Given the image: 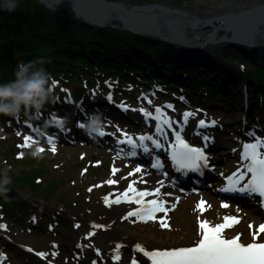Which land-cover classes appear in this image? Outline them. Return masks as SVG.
Returning <instances> with one entry per match:
<instances>
[{
  "label": "rangeland",
  "instance_id": "374dc122",
  "mask_svg": "<svg viewBox=\"0 0 264 264\" xmlns=\"http://www.w3.org/2000/svg\"><path fill=\"white\" fill-rule=\"evenodd\" d=\"M120 1L125 3L128 6L134 4H144V3H162L165 5H169L178 9H188L193 12L198 13V15L203 18L207 19L210 18L211 15H221L225 12V9L217 8L220 11H216L213 13L211 11V2L212 0H114ZM217 1V0H216ZM225 2L230 1H245V0H218ZM210 2V3H209ZM222 2V3H223ZM201 3V4H199ZM205 3H209L206 6ZM30 2L28 0H19L18 7L15 12H17L21 6L28 7ZM205 4V5H204ZM220 7V6H219ZM207 11H211L209 15H204ZM14 12V13H15ZM61 12V11H58ZM208 13V12H207ZM206 13V14H207ZM13 14V13H11ZM54 25L57 24L53 22ZM206 31H203V33ZM148 40V39H146ZM145 41L144 39L142 40ZM150 41V39H149ZM152 41V40H151ZM150 45L154 47L155 50L167 53L165 58L181 64V62L187 66V64L192 63H199V64H206L212 68L214 72H216L219 76L222 74L223 71L226 72H233L234 70L240 72L241 74V81L243 79H248V74L251 72V68H255L257 65L260 67L261 64H264V59H258L257 61H253L251 59H245L240 53L234 51L233 49H226V48H219L218 52H213L214 54L217 52V56H215L216 60H219L220 57L230 64H214L210 62L204 56L193 57V54L186 49H183L179 46H167L164 43H157L156 41H152ZM207 60H206V59ZM215 60V61H216ZM238 63H242L239 65ZM232 67V69H231ZM234 68V70H233ZM235 74V73H234ZM236 75V74H235ZM233 75V76H235ZM222 77V75H221ZM110 79V78H108ZM232 80H235L233 77ZM112 86H115V81L113 79L109 80ZM236 81V80H235ZM247 81V80H246ZM238 83V81H236ZM242 87V86H241ZM103 89V87H101ZM105 88V86H104ZM122 89H131L130 86L123 83L121 86ZM245 88V87H244ZM134 89V88H133ZM132 89V90H133ZM101 89L97 87H93L89 93H97ZM135 90H138L135 87ZM103 91L112 92V90L103 89ZM241 91V89L239 90ZM63 94L68 96L72 93L69 87L63 89ZM143 90H139L137 93L133 94V97H125L120 99L122 102H128L132 104V99H134L136 106L140 103L139 98L142 95ZM149 92V91H147ZM248 95L247 89L244 91L242 90V94L238 95V99L235 102V105L229 108V114L225 115L224 108H216L215 111L207 112L204 109L201 114L202 117L194 118V116L198 112H191L193 116V121L191 123L192 127L195 129L197 126V121L202 120L203 118L207 117L208 120H214L221 125L226 130V135L230 138L229 139V147H224L223 150L220 151L219 154L224 158L217 159L213 153H210L211 157V164L215 166L216 170V180H221L224 175H228L231 172L236 171L238 168L242 167L241 165V155H243L242 149H240V143H236L237 138H239L238 132L243 128L241 125V120H243V108L246 107V99L247 97L244 95ZM136 95H138L136 97ZM181 95V94H178ZM118 97V96H117ZM243 99V100H242ZM249 106H250V113L253 112V100L251 99V94H249ZM145 100L146 99H141ZM264 102V101H262ZM145 106H138L133 108V111H140L145 110L146 107L150 110L149 104L145 103ZM151 107V106H150ZM153 107V106H152ZM200 107V106H198ZM186 109H181V113L176 116L175 119H179L180 116L183 117ZM207 112V113H206ZM258 115L260 114V110L256 112ZM199 115V114H198ZM205 115V117H204ZM232 115V116H231ZM258 115H256L258 118ZM263 117H264V107H263ZM253 116V115H252ZM251 116L249 117V121L253 125H264L263 118L261 119L262 123H257L254 121V118ZM191 118V116H190ZM206 119V118H205ZM228 126V128H227ZM123 126H117L116 132L121 135ZM193 129L191 128L186 135L193 134ZM232 133V136L230 135ZM126 133V132H125ZM115 134V133H114ZM30 136L31 139L25 142L24 137ZM38 138L32 135H28V133L20 131L16 129H7V126H3L0 121V169L7 168L8 175L11 176L13 183L9 185L11 191L7 199L0 197V224L3 223L7 225L5 230L0 229V256H5L6 263L7 261L11 264H31L27 261L26 255H23L18 249H16L13 243H7V241L3 238L4 234L9 235L10 237L14 238H24V236H28L29 239H33L35 237L37 240H41L45 242L47 239L48 234H52L50 229L54 226V223H59L55 225L57 226L58 230H66L71 223L70 219H67L66 222L56 221L51 215L50 210L55 212L56 210H64L66 212H76L86 216H93L94 212L88 213L85 212L92 206L101 207L102 205L105 206L103 200L105 197L107 198H114L119 196L123 191L128 189L129 183H133V186L137 190L143 189H150L152 187H160L162 184H169L170 182L167 179L161 177V175L150 171L149 167H143L141 171L134 172L132 171L137 164L133 162H128L127 159L120 154H118L115 150L109 149H100L96 150L92 146H88L86 144L79 142L73 144H65V143H57L55 144V151H53V144L49 143L45 139L39 140L40 145V152L41 155L38 159H34V161L28 165L23 166L18 162H14V159L11 158L10 148L13 145V148L16 147V156L29 154L31 151V147L33 146V142L36 141ZM228 141H226L227 143ZM26 146H23L25 145ZM242 148V147H241ZM8 151L7 156L3 155V151ZM9 154V155H8ZM214 155V156H213ZM29 156V155H28ZM126 163H128L126 165ZM27 164V163H26ZM122 164L124 170L122 171H115L113 169L118 168V165ZM33 165V166H32ZM213 166V168H214ZM34 168L43 169L45 173L38 179L39 182L35 183L38 184L37 187L32 188L29 184H22L16 181L19 176H23L24 172H29V170H33ZM131 173V175H129ZM128 176V177H127ZM111 179L115 181V183L109 184L107 181ZM156 181V182H154ZM152 183H155L154 185ZM52 185V186H51ZM55 186V187H54ZM53 187V188H52ZM217 187V183H214L213 190L217 191L215 188ZM162 195L163 198L167 201L164 207L167 208L169 211L166 214V220L169 224V227L172 228L171 234L175 235L177 240H184L187 238V227L188 223L180 222L182 220L181 216L183 214L187 215L189 212V208H197L198 199H200L202 193H186V194H179L175 189L171 187L162 188ZM214 191H208L206 194L213 195ZM111 194V195H109ZM176 194V195H174ZM217 194V193H216ZM12 199V200H11ZM213 200L216 201L218 204H226L225 207L220 209L212 208L208 212H200L199 209L194 213H190L191 215V225H193V219L195 218H202L199 220H207L208 222L214 223L216 222L215 219L217 216H221L222 218L226 214H232L239 217L237 224L227 231L228 235H233L235 233L240 234H250L252 229L249 228V224H247L248 214L247 211H244L242 208H238L229 201L222 199L220 196L213 195ZM15 202H19V205H15ZM22 205L21 208H17ZM24 205V206H23ZM52 205V209L47 206ZM175 205V207H173ZM126 206V205H125ZM40 210L38 212L37 223L34 225L33 221V209L37 208ZM171 208V209H170ZM22 209V211H19ZM96 210H101L98 208ZM182 212V215H180ZM48 213V214H47ZM35 214V213H34ZM163 216V215H160ZM209 216V217H207ZM214 216V217H213ZM164 217V216H163ZM91 218V217H90ZM124 226L133 225V227H128L130 230L134 232H140L138 228L144 232H169L163 231V229H159V223L157 222H137V221H122ZM132 223V224H131ZM34 225V226H33ZM30 228V230H29ZM29 232H28V230ZM243 229L242 231H240ZM165 230V229H164ZM28 233V234H26ZM184 233V234H183ZM68 237L64 238L62 241L67 240ZM68 242V241H66ZM60 243V240H59ZM9 252H8V251ZM8 252V253H7ZM9 255V257L7 256ZM32 264H34L32 262Z\"/></svg>",
  "mask_w": 264,
  "mask_h": 264
},
{
  "label": "trees",
  "instance_id": "16d2710c",
  "mask_svg": "<svg viewBox=\"0 0 264 264\" xmlns=\"http://www.w3.org/2000/svg\"><path fill=\"white\" fill-rule=\"evenodd\" d=\"M28 2V7L23 5L13 14L0 13V82L14 80L20 62L27 63L37 58L48 61L46 68L53 77V99L66 85L73 88L74 96H83L87 86L95 85L107 76L140 82L150 80V73L158 80L165 81L156 75L157 63L163 65L165 73L174 75L173 69L177 66L166 62L167 53L164 55V52L155 50L149 40L144 39L143 42L142 38L131 32L91 26L74 14L49 10L36 0ZM156 54H160V58ZM261 65L260 69V65L251 68L248 74V79L259 81V88L250 86L258 104L264 101V64ZM187 67L183 72L189 78L182 77V81L188 92L207 93L216 100H235L240 95L241 82H229L230 92L224 94L218 80L213 78L215 73L211 67L195 64H188ZM131 72L141 75L140 80H135ZM51 105L48 103L45 108H51ZM7 153V150L3 151L4 156ZM9 154L14 162L27 167L35 159L31 155L17 159L13 146ZM37 169L24 172L16 181L37 187L35 181L45 173L43 169ZM15 205L18 206L19 202H15Z\"/></svg>",
  "mask_w": 264,
  "mask_h": 264
},
{
  "label": "bare ground",
  "instance_id": "6f19581e",
  "mask_svg": "<svg viewBox=\"0 0 264 264\" xmlns=\"http://www.w3.org/2000/svg\"><path fill=\"white\" fill-rule=\"evenodd\" d=\"M222 2L223 1L212 0L211 11L215 13L216 11L217 12L220 11L219 10L220 8L225 9V12L221 14L222 16L224 14H229V13L250 11L253 10L255 7H258L259 5H264V0L230 1L225 3ZM209 3H205L206 6L209 5ZM182 10L188 12L193 16L200 17L198 13L193 12L191 10L184 8ZM211 11H207L208 13L206 12L207 14L205 13L204 15L205 16L209 15ZM214 15L215 14L211 15L210 18L214 17ZM216 16H220V15H216ZM263 18L264 16L262 17V19ZM262 28L264 29V26ZM202 32L203 31H196V34H201ZM193 35L194 32H188L189 37H193ZM255 42L258 44H264V41L261 40V38L259 39L258 37L255 38ZM156 56L160 58V54H157ZM192 64H196V63H192ZM221 75L224 76L225 80H232L227 78L233 77L236 81L242 82L241 74L236 70H234L233 72L223 71ZM246 80L243 82L246 83V85L255 87L256 89L259 88V81L257 79L255 80L246 79ZM249 108L250 106L248 104L246 105L245 108H243V114H242L243 120H241L240 122L241 125H243L244 127L246 126L247 122H249L250 114L251 116L253 115L252 117L254 118V120L257 117L256 116L257 114H253V112L250 113ZM249 129L250 130L253 129V131H249V132L255 133V136L249 137L250 135H252L250 134L249 136L244 137V135H242L243 140L241 139L242 140L240 142L241 145L244 144L247 140V142L245 143L246 145L248 143V139H252L251 143L255 142L256 138L264 139V126L259 125L258 127L255 126L253 128L248 127V130ZM165 132L167 133V141H171L174 136L173 131L169 130V128H166ZM76 136L79 135H72L71 137H68L67 142H70L71 140H73V137ZM162 139L163 141H160V143L165 144L166 143L165 137L163 136ZM123 144L124 142L119 140L117 144L114 145V148L119 152ZM128 150L130 149L125 146V151ZM262 151H264V149H262ZM218 154L219 153L217 152V155ZM216 158L220 159L224 157L219 155L216 156ZM240 168H238V171L240 170ZM248 175L251 176V173H249ZM175 183L176 182L174 183L171 182L169 184H162L160 187L151 186L150 189H147L149 194L144 196L143 199L145 201L158 200V201L166 202L162 197L161 189L172 185L174 186ZM152 184L154 185L155 183ZM217 184H219V187L222 186V183L220 182H218ZM154 189H158V191H153ZM124 192L125 191H123L119 196H116L114 198H110V199L108 198V202L103 200L105 206L102 205L101 207H98L95 205L92 206L94 211L91 209V207L85 211L87 212L86 214L94 212L93 214L91 213L93 216H86L76 212H66L64 210H59V211L56 210L55 212L50 210V213H52L51 216L56 221L66 222L67 219H70L71 223L69 224V227L63 231L57 229L59 223H54V226L51 227L50 229L52 234H48L45 242H42V239L37 240L35 237H33V239H29L28 236H24V238H14V237L12 238L9 235L4 234L5 235L4 237L7 241L13 243L16 249H18L23 255H26V257H28L26 258L27 261L30 262L31 264L32 262L34 264H152L150 258H148L143 253L137 250V245H142L149 251H155L157 249L163 250L165 248H173V247H190L193 246L194 242L200 238L199 219L202 218L194 217L193 225H191L192 218L190 213L196 214V212L198 211L197 208L195 209L189 208V212L187 213V215L183 214V216H181L182 220H179L180 222L189 224L186 233L187 238H185L184 240L183 239L177 240L175 238V235L170 233L172 232L173 229L170 228L169 226L165 227V230H163V231H169L168 233L167 232L156 233L153 231L152 232L143 231L142 233V231L139 228L138 230L140 232H134L130 230L128 227L129 226L133 227V225L124 226L122 221L137 220L138 217L128 216L127 213L135 209H139L141 205L136 204L134 199L124 200L122 198V194ZM128 195L133 196V193L129 191ZM118 197H121L120 202L115 203V200ZM200 199L204 200L206 203L205 212H208L212 208L220 209L222 206V204H218L216 201L213 200V195L206 194L205 192L201 194ZM242 201L244 202V205H246L243 206L244 208L243 210L247 211L249 218L247 220V224L251 223L252 225L251 229L253 232L256 230L258 225L264 224V216L262 214L263 209L259 211L260 206L256 204V199L254 198H250V199L245 198V200L242 199ZM47 206H49L52 209V205H47ZM21 207L22 205H20L17 208H21ZM98 208H101V210H96ZM19 211H22V209H19ZM39 211L40 210L38 209V207L33 209L32 214L34 219L33 221L34 225H36V223L38 222L37 214ZM180 215H182V212H180ZM215 219L218 220H215L216 222H214L213 224L209 222L210 226L223 222V218L221 216L220 217L217 216V218ZM0 225H5V224L1 223ZM55 225L57 226L55 227ZM6 228L0 227V229L2 230H5ZM242 230L243 229H241L240 231ZM93 232H95V235H92ZM252 232L250 234L242 233L240 235L241 242H251ZM66 237H68L67 240L62 241ZM89 237L91 238L89 239ZM229 237L232 236H228V237L225 236V238H229ZM257 239L258 240L264 239V233H261V235L258 236ZM81 245H83V247H81ZM121 245H123V247H121ZM29 249H31V251ZM37 253H45L47 254V258H44L38 255ZM117 256H119L120 259H117Z\"/></svg>",
  "mask_w": 264,
  "mask_h": 264
},
{
  "label": "snow or ice",
  "instance_id": "6c2138e0",
  "mask_svg": "<svg viewBox=\"0 0 264 264\" xmlns=\"http://www.w3.org/2000/svg\"><path fill=\"white\" fill-rule=\"evenodd\" d=\"M112 99V97H109ZM121 107L127 111V107L121 105ZM169 107H172L169 105ZM158 115L154 118L161 123L157 126L156 131L165 137L166 143L162 144L160 141L154 140L155 147L160 149L163 148L169 151L171 159L175 162L177 170H196L200 171L202 165H206L208 157L206 156L204 149L200 147L192 146L187 140L184 139L180 132L175 131L174 141H167V134L165 132V126L167 128L172 127V120L163 113L162 109L156 110ZM145 116L152 118L153 114L144 110ZM192 115V113H185V122ZM55 118V117H54ZM58 119V118H56ZM59 123H63L59 121ZM213 124L216 122L213 121ZM201 126H206L205 121H201ZM83 127V125H81ZM255 136L254 133H252ZM31 139L30 136H25V142ZM49 143L53 144V151H55L54 138L49 137ZM141 140L152 139V137L141 136ZM207 139V138H206ZM126 142L136 147V141L134 138L128 137L125 133ZM23 146H26L23 145ZM264 139L256 138L255 142L248 143L244 147L243 151V166L234 175L227 177L228 187L224 188L223 191L227 192H240L247 194H258L264 197ZM145 151L148 148L145 146ZM135 155V153H132ZM22 155V154H21ZM154 167H163L162 163L159 162L157 157V163ZM140 165H137L132 171H140ZM117 171L113 169V172ZM251 173V176L248 174ZM131 175V173H129ZM247 181V183H245ZM107 183L112 184L115 181L109 179ZM243 185V186H242ZM132 192L133 196H129L128 192ZM153 191H158L154 189ZM147 189L137 190L133 183H129L128 189L122 194L124 200H135V203L141 205L139 209H135L127 213L128 216H136L141 220L157 219L155 213L164 212L165 215L169 211L163 207L164 202L158 200L143 199L144 196L148 195ZM111 195V194H109ZM121 197L115 200V203L120 202ZM105 201L108 202V198L105 197ZM206 203L204 200H200L197 204V208L203 212ZM222 206H226L222 202ZM175 207V205H173ZM161 220V227H168L167 220L164 217L159 218ZM239 217L236 216H225L222 223L209 225L207 220H200V238L196 240L193 246L190 247H173L165 248L163 250L157 249L155 251H149L142 245H137V250L143 253L145 256L150 258L152 264H264V239L258 240L257 237L264 233V224L257 226L256 230L252 232L251 242H241L240 235L225 238L224 230L231 227L238 221ZM0 227L6 228V225H0ZM79 227V225H78ZM249 228L252 225L249 224ZM95 235V232L92 233ZM91 237H89L90 239ZM83 247V245H81ZM123 247V245H121ZM31 251V249H29ZM38 255L47 258L45 253H37ZM58 254V253H57ZM117 259H120L117 256Z\"/></svg>",
  "mask_w": 264,
  "mask_h": 264
},
{
  "label": "water",
  "instance_id": "95a60500",
  "mask_svg": "<svg viewBox=\"0 0 264 264\" xmlns=\"http://www.w3.org/2000/svg\"><path fill=\"white\" fill-rule=\"evenodd\" d=\"M36 1L49 10L74 14L91 26L131 32L142 39L182 47L193 57L204 56L216 65L230 64L221 57L215 59L219 48L233 49L246 60L264 59V44L255 42L257 37L264 41V5L203 19L162 3L128 6L112 0ZM18 4L19 0H0V13H14ZM196 31L206 32L196 34ZM188 32H194L193 37Z\"/></svg>",
  "mask_w": 264,
  "mask_h": 264
},
{
  "label": "clouds",
  "instance_id": "9594fccd",
  "mask_svg": "<svg viewBox=\"0 0 264 264\" xmlns=\"http://www.w3.org/2000/svg\"><path fill=\"white\" fill-rule=\"evenodd\" d=\"M45 58H37L27 63L20 62L15 71V79L0 82V116H9L17 120L25 117L30 121H38L45 106L53 100V77L47 70ZM104 121L98 113L90 114L86 122L85 132L90 137L98 133ZM49 122L39 128V134L46 133ZM32 157L41 155L39 140L33 142L29 153ZM13 183L8 169H0V197L8 198Z\"/></svg>",
  "mask_w": 264,
  "mask_h": 264
}]
</instances>
